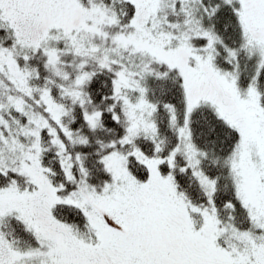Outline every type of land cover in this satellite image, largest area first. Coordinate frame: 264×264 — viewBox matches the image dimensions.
I'll use <instances>...</instances> for the list:
<instances>
[{
    "label": "snow or ice",
    "instance_id": "1",
    "mask_svg": "<svg viewBox=\"0 0 264 264\" xmlns=\"http://www.w3.org/2000/svg\"><path fill=\"white\" fill-rule=\"evenodd\" d=\"M0 264H264V0H0Z\"/></svg>",
    "mask_w": 264,
    "mask_h": 264
}]
</instances>
